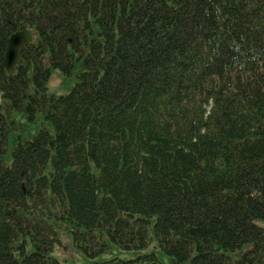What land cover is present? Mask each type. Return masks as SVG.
<instances>
[{
  "label": "trees",
  "instance_id": "16d2710c",
  "mask_svg": "<svg viewBox=\"0 0 264 264\" xmlns=\"http://www.w3.org/2000/svg\"><path fill=\"white\" fill-rule=\"evenodd\" d=\"M9 4L6 42L72 82L44 175L88 264H264V0Z\"/></svg>",
  "mask_w": 264,
  "mask_h": 264
},
{
  "label": "rangeland",
  "instance_id": "374dc122",
  "mask_svg": "<svg viewBox=\"0 0 264 264\" xmlns=\"http://www.w3.org/2000/svg\"><path fill=\"white\" fill-rule=\"evenodd\" d=\"M9 5V0H0V153L2 155L13 136H16L14 133L21 135L25 129L22 126L26 122L25 119H32V105L36 93L39 105L44 103L45 98L46 107L50 109L52 117H55L58 112L59 97L68 93L72 86L70 81H66L63 85L62 78L57 72L47 74L48 58L46 57L28 67L20 56V63L16 65L13 74L5 72L3 61L6 39L3 34ZM52 136L50 128L47 134H43L36 142L39 170H42V165L47 163V155L44 152L46 149L42 146L45 141L50 142ZM12 149L10 147L9 152ZM34 164H37L35 153L31 154L26 150H15L14 158L8 154L6 162L0 159V264H45L49 256L60 264H88L89 260L73 248L71 239L60 228V222L48 218L49 213L52 212L48 207L50 196L43 177L38 179L32 191L29 186L26 187L25 196L29 208L23 206L22 196L17 189L18 172L28 168L29 173H32ZM258 225L263 227L264 222L259 221ZM144 252H154L160 264H170L169 259L156 249L154 242ZM140 253L125 252L111 244L110 251L101 259L129 260Z\"/></svg>",
  "mask_w": 264,
  "mask_h": 264
},
{
  "label": "flooded vegetation",
  "instance_id": "af4514ba",
  "mask_svg": "<svg viewBox=\"0 0 264 264\" xmlns=\"http://www.w3.org/2000/svg\"><path fill=\"white\" fill-rule=\"evenodd\" d=\"M19 63H20V57H19ZM18 63V64H19ZM36 93V92H35ZM32 119H25L26 122L22 124V126L25 128L23 132H21V135L18 133H14L13 138L10 141V145L8 144L5 148V152L3 155L0 153V159H3L4 162H6L8 158V154L10 156H13L14 158V152L15 150H26L28 153H35L36 155V161L37 164H34V171L32 173H29L30 170L27 169H21L18 172V184H19V190L20 194L22 196V202L23 206L25 208H29L27 202H26V193L27 189L26 187L29 186V189L32 191L34 186H36L37 181L40 177H43L44 181L46 182V176L44 175V171L46 166H42V170H39L38 167V145L36 144L37 140L44 134L46 135L48 132V124L50 123V111L49 108L46 107V99L44 98V103L42 105H39L37 100V93L35 95V99L32 105ZM22 113V112H21ZM23 114V113H22ZM14 131V130H13ZM44 132V133H43ZM49 145V142L45 141L43 144V149H46L45 154H47V148ZM13 148L12 151L9 152V148ZM15 149V150H14ZM42 151V150H41ZM40 151V152H41ZM47 159V158H46ZM8 215V213H6Z\"/></svg>",
  "mask_w": 264,
  "mask_h": 264
},
{
  "label": "water",
  "instance_id": "95a60500",
  "mask_svg": "<svg viewBox=\"0 0 264 264\" xmlns=\"http://www.w3.org/2000/svg\"><path fill=\"white\" fill-rule=\"evenodd\" d=\"M35 41V36L29 30H23L12 34L6 42V52L4 55V68L7 74H13L23 47L31 45Z\"/></svg>",
  "mask_w": 264,
  "mask_h": 264
}]
</instances>
